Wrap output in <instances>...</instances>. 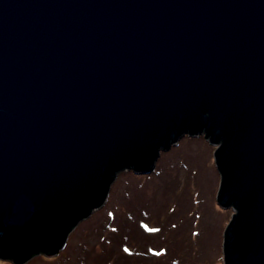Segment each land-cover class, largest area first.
I'll return each mask as SVG.
<instances>
[{
  "label": "water",
  "instance_id": "water-1",
  "mask_svg": "<svg viewBox=\"0 0 264 264\" xmlns=\"http://www.w3.org/2000/svg\"><path fill=\"white\" fill-rule=\"evenodd\" d=\"M214 146L224 264H264V0H0V259L57 256L124 170Z\"/></svg>",
  "mask_w": 264,
  "mask_h": 264
},
{
  "label": "rangeland",
  "instance_id": "rangeland-1",
  "mask_svg": "<svg viewBox=\"0 0 264 264\" xmlns=\"http://www.w3.org/2000/svg\"><path fill=\"white\" fill-rule=\"evenodd\" d=\"M216 149L204 135H186L161 152L152 173L122 171L106 203L80 222L57 256L26 264H224L235 210L217 202Z\"/></svg>",
  "mask_w": 264,
  "mask_h": 264
}]
</instances>
